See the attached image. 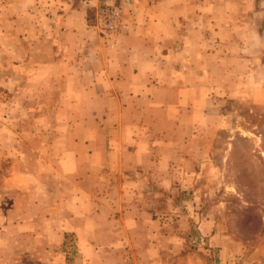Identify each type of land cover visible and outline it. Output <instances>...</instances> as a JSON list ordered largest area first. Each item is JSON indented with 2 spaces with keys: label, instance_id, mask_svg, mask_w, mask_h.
I'll list each match as a JSON object with an SVG mask.
<instances>
[{
  "label": "rangeland",
  "instance_id": "obj_1",
  "mask_svg": "<svg viewBox=\"0 0 264 264\" xmlns=\"http://www.w3.org/2000/svg\"><path fill=\"white\" fill-rule=\"evenodd\" d=\"M62 1L83 8L99 36L81 0ZM160 1L138 0L141 26L131 34ZM256 8L243 41L206 30L205 52L216 57L203 60L201 108H182L176 123L165 107L156 121L143 117L156 150L145 171L129 165L134 112L115 129L111 105L65 107L60 91H35L33 66L19 59L34 39L18 37L39 27L3 28L0 264H264V47L254 51L264 13ZM120 137L128 140L117 154Z\"/></svg>",
  "mask_w": 264,
  "mask_h": 264
},
{
  "label": "crops",
  "instance_id": "obj_2",
  "mask_svg": "<svg viewBox=\"0 0 264 264\" xmlns=\"http://www.w3.org/2000/svg\"><path fill=\"white\" fill-rule=\"evenodd\" d=\"M45 3L48 0H0V36L7 34L5 27L13 33H24L22 27H39L34 36L18 37L22 43L34 39V47L19 52V59L33 66L35 91H60V105L65 107H89L91 100L103 109L111 105L119 109V113L112 110L109 115L119 124L115 129L121 130L130 121L125 118L126 111L134 112L131 123L137 124V132L128 138L134 145L129 165L137 171L150 168L151 153L156 152L147 142L148 131L140 125L144 116H153L156 121L157 113L165 107L176 112L166 121L176 123L182 108L202 107L203 74H209V70L203 72V60L216 57L205 52L211 41L206 30L226 36L221 38L226 43L237 41L239 35L243 41L251 7L257 6L264 13V0H161L150 9L151 19L142 29L112 45L88 28L87 12L78 4L62 0L49 6ZM176 42L181 43L178 50L173 48ZM255 42V52L264 47L260 35ZM45 43L50 49L38 51ZM128 139L119 138L117 154ZM90 217L95 218V214L87 219ZM122 226L127 233V225ZM85 228V234L90 235V228Z\"/></svg>",
  "mask_w": 264,
  "mask_h": 264
},
{
  "label": "built area",
  "instance_id": "obj_3",
  "mask_svg": "<svg viewBox=\"0 0 264 264\" xmlns=\"http://www.w3.org/2000/svg\"><path fill=\"white\" fill-rule=\"evenodd\" d=\"M92 12L91 26L106 42L115 40L138 29V0H81Z\"/></svg>",
  "mask_w": 264,
  "mask_h": 264
}]
</instances>
